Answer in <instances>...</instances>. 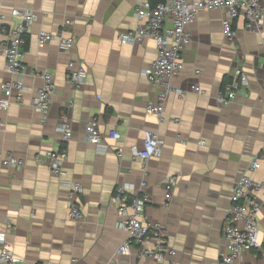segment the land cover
<instances>
[{"label":"crops","instance_id":"0c3cea01","mask_svg":"<svg viewBox=\"0 0 264 264\" xmlns=\"http://www.w3.org/2000/svg\"><path fill=\"white\" fill-rule=\"evenodd\" d=\"M141 1L146 0H0V26L18 21L15 9L37 15L23 51L24 103L0 112V244L3 239L8 243L20 260L16 264H107L111 259L118 264H221L222 230L236 182L243 175L264 181V14L254 31L238 18L233 44L222 30V10L198 14L189 27L191 43L181 54L183 70L171 80L172 87L186 93L168 97L159 121L146 106L160 90L142 76L157 57L154 40L127 45L117 39L119 32L137 27L135 4ZM66 20L69 26H64ZM41 30H63L75 45L70 52L61 50L58 39L40 46ZM72 60L86 70L77 88L66 80ZM4 67L0 52V83L10 78ZM235 68L245 72L249 85L222 107L218 96ZM43 71L52 74L56 86L44 122L31 107L42 85L37 73ZM194 85L203 93L191 92ZM64 119L71 132L68 141L59 130ZM92 119L110 146L105 153L86 139L85 127ZM113 130L121 136L117 142L109 138ZM146 132L158 136L163 148L159 158L143 167L131 159L129 149H141ZM62 149L67 159L59 177L33 160L37 153ZM9 153L25 160L22 169L1 166ZM258 156L260 168L249 171ZM170 177L177 182L165 207L164 186ZM142 179L149 198L144 220L159 224L176 251L161 263L139 258L138 246L127 257L115 255L127 239L115 228V188L133 184L138 189ZM68 182L82 186L76 200L83 212L79 222L68 218L63 187ZM258 196L263 199L264 193ZM258 227L264 243V210ZM232 264H264V259L251 250Z\"/></svg>","mask_w":264,"mask_h":264},{"label":"built area","instance_id":"2783aa9c","mask_svg":"<svg viewBox=\"0 0 264 264\" xmlns=\"http://www.w3.org/2000/svg\"><path fill=\"white\" fill-rule=\"evenodd\" d=\"M263 2L264 0H162L155 5H152L149 0L137 2L135 4L137 27L127 32H119L117 39L127 45L141 44L146 39H152L156 44L157 57L143 69L142 76L151 86L160 91L155 100L148 102L146 112L156 116L159 121H163L168 97L172 94L182 97L186 93L185 90L172 87L171 80L183 70L181 54L191 43L189 27L200 12L222 10L224 12L222 30L226 39L233 44L237 34L233 24L238 18L243 17L245 29L248 31L260 28L264 14ZM13 15L18 20L16 23L0 26V52L5 59L4 72L10 77L7 81L0 83V112L7 111L12 104L24 103L26 87L23 81L25 75L23 51L27 43V35L37 21V15L32 10L15 9ZM70 24L69 20L64 22V26ZM54 39L59 40L60 48L65 52H70L75 45V40L66 36L63 30L58 34L43 30L38 32L37 43L40 46ZM85 72L83 63L70 61L66 75L68 84L74 88L79 87L85 80ZM37 76L42 80V85L37 90L31 107L44 122L49 114L56 86L54 77L48 71L39 72ZM248 85L245 72L241 68H235L218 96L219 104L222 107H228L237 96L246 92ZM190 91L203 93L196 85L192 86ZM173 122L178 123L179 120L174 119ZM59 130L63 133V140L68 141L71 132L65 119L60 124ZM85 131L87 141L96 146L99 152L105 153L110 149L98 131L96 120H89ZM120 137L115 130L109 134V138L115 142L119 141ZM198 144L205 145L203 141ZM162 148L163 142L158 136L152 132H146L143 147L139 149L132 146L129 153L132 160L140 161L145 167L149 159L161 156ZM114 149L116 156L121 157V150L116 147ZM259 157L251 160L248 166L249 171L260 168ZM66 159L65 149L37 153L33 158L36 164L47 165L54 177L62 174ZM24 165L25 160L12 153L7 154L1 161L3 168L20 170ZM176 182V177H170L164 186L165 207L172 199ZM146 186V181L142 179L138 189L133 184H123L115 188L112 199L118 217L115 228L122 230L127 236V239L118 246L115 255L127 257L131 254L133 246H138L139 258L161 263L173 258L176 251L168 244L159 224H150L144 220L145 206L149 201L148 195L143 192ZM63 187L67 192L68 218L73 222H79L83 219V212L76 200L82 194V186L79 182H68L63 184ZM138 191L142 193L136 194ZM259 192L264 193V181H254L249 176L243 175L236 182L222 230L225 251L220 256L221 264L239 261L245 252L251 250L264 259V243L259 238L258 227V216L264 210V198L261 199L258 196ZM151 243L154 245L151 246ZM19 261L3 239L0 244V264H16ZM107 264L118 263L111 259ZM169 264L176 263L170 261Z\"/></svg>","mask_w":264,"mask_h":264},{"label":"trees","instance_id":"16d2710c","mask_svg":"<svg viewBox=\"0 0 264 264\" xmlns=\"http://www.w3.org/2000/svg\"><path fill=\"white\" fill-rule=\"evenodd\" d=\"M162 0H149V2L152 4V5H155L157 4L158 2H161ZM226 83V82H225Z\"/></svg>","mask_w":264,"mask_h":264}]
</instances>
